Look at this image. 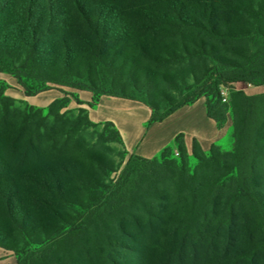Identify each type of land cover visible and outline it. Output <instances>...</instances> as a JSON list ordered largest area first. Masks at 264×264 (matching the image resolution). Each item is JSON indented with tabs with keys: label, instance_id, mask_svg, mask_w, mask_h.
I'll return each mask as SVG.
<instances>
[{
	"label": "trees",
	"instance_id": "16d2710c",
	"mask_svg": "<svg viewBox=\"0 0 264 264\" xmlns=\"http://www.w3.org/2000/svg\"><path fill=\"white\" fill-rule=\"evenodd\" d=\"M123 1L128 5H119ZM182 65L191 68L192 85H177L167 76L169 68ZM0 73L17 80L26 96L58 85L92 92L90 107L101 95L138 101L151 109L150 123L204 97L219 128L231 116L235 141L231 152L215 143L205 151L193 141L197 164L191 169L180 134L173 144L180 160L171 159L173 146L154 159L131 156L109 190L85 178L72 156L52 160L37 144L49 134L48 116L65 120L60 112L71 102L68 94L46 108L29 105L11 133L16 100L6 95L9 85L2 80L0 145L5 140L21 150L18 163L0 154V247L17 251L9 233L32 232L40 225L36 210L68 224L59 226L66 232L17 264H79L77 255L91 239L110 242L114 225L130 220L138 232L130 233L134 241H155L141 253L151 264H190L192 251L196 258L201 246L217 264H264V94L235 89L225 103L221 94L236 83L264 87V0H0ZM160 78L192 95L163 107L151 96ZM80 112L86 117L77 118L79 123L111 127L106 140L123 145L113 123H94L88 110ZM35 122V138L23 144ZM74 181L90 193L87 203L70 190ZM65 209L81 212L75 217ZM110 253L99 252L108 256L106 264H118Z\"/></svg>",
	"mask_w": 264,
	"mask_h": 264
},
{
	"label": "rangeland",
	"instance_id": "374dc122",
	"mask_svg": "<svg viewBox=\"0 0 264 264\" xmlns=\"http://www.w3.org/2000/svg\"><path fill=\"white\" fill-rule=\"evenodd\" d=\"M118 2V1H117ZM128 1L121 2L119 5L124 6L128 5ZM118 4V3H117ZM126 72L122 73L123 75ZM3 73H0L2 75ZM168 77L172 79V82L177 85H184L187 82L189 85H192L194 79L191 75V68L188 65H182L178 67H171L168 69V73H166ZM1 77V76H0ZM161 83H156L151 91L152 100L159 102L163 107L169 105H176L184 102L192 95L191 91L178 92L169 85L168 82L163 81L160 78ZM0 80V87H1ZM157 82V81H156ZM52 88H56L58 90H65V94H68V98L70 99V104L67 108L63 109L60 113L64 114L65 120L61 123L55 122L53 117L48 116L47 121V129L48 135L42 141V144L38 143L39 147L44 148L47 153L52 156V160L55 161H63L67 156H72L76 159L77 163L81 165V167L85 171V178H92L98 180L100 184L107 185L110 189H113V186L120 179L124 170L126 169L127 163L130 160V156L124 150L123 145L120 141L115 140L113 142L107 141L106 138L111 136V132L113 129L111 127L95 125L90 126L87 125L84 121L78 122L77 118L84 119L86 117L85 113H81L80 110H87L85 106L80 105L69 93L73 92L77 89L68 88V87H60L58 85H51ZM248 85L238 84L227 86L223 88L224 91L229 92V97L231 95V91L235 89L245 90L248 88ZM264 94V87H258L254 94ZM65 96V95H64ZM163 96H169V101H163ZM16 100V111L15 117H12L11 124L9 126V132L14 133L18 131L21 122H22V114L24 112H30V104L27 105L26 101L21 99ZM3 108L0 105V122L3 117ZM47 112V111H46ZM45 112V114H46ZM231 118V116H229ZM229 120V119H228ZM38 122V121H37ZM36 122L30 125V128L27 130V133L23 137V144L29 141V138H35L33 134L35 133ZM9 135L12 138L14 135ZM47 130H43V135H46ZM234 137H233V129L231 128L229 135L217 145L221 150L226 152H231L234 146ZM20 149V148H19ZM19 149H11L9 143L4 140L0 145V154L2 158L13 160L14 163H18L20 161V150ZM190 154L189 165L190 168L193 169L197 164V161L192 157V149L188 150ZM55 156V157H54ZM49 155H46L45 159H47ZM171 159L180 160V155L175 146H173V154ZM15 171H18L19 168L14 167ZM17 168V169H16ZM70 190L76 197L83 200L85 203L88 202L90 193L85 191L80 184L77 182H71ZM105 191V194L109 193V191ZM101 193L96 192V197H101ZM81 212L80 210L78 211ZM77 210H64L63 213L66 215H77ZM35 218L40 221V225H35L32 232H19L17 230H13L9 233V244L14 246L17 251H8L4 248L0 247V264H17L19 258L25 257L27 254L37 251L40 248H44L48 243L54 241L58 237V233L61 234L66 232L67 228L59 231V226H67L68 224H63L59 222L58 219L52 214L44 213L42 211L36 210L34 212ZM115 231L116 235L111 239L110 242H106L104 240L97 241L96 238L91 239L88 250L85 252H81L77 255V260L79 264H106L108 260L107 255L101 256L99 252L104 249H111L110 256L115 260L117 259L118 264H151L147 262L146 258L142 260L141 253L143 252V248L145 246H150L151 243H155L152 241L153 237L148 236L147 239H141L134 241L130 236L137 235L136 224L133 221H127L121 227L116 224ZM123 229V230H121ZM8 235V233H6ZM194 250L191 253V257L189 258L190 264L197 261L196 264H217L215 257L206 256V248L205 246H201L198 252L197 257L192 258ZM107 257V258H106ZM116 262V263H117Z\"/></svg>",
	"mask_w": 264,
	"mask_h": 264
},
{
	"label": "crops",
	"instance_id": "0c3cea01",
	"mask_svg": "<svg viewBox=\"0 0 264 264\" xmlns=\"http://www.w3.org/2000/svg\"><path fill=\"white\" fill-rule=\"evenodd\" d=\"M0 80L9 87L5 93L14 99H21L37 108H46L57 98L64 97L65 90L49 89L38 95L26 96L22 87L12 76L0 75ZM240 83H236L238 85ZM242 85V84H240ZM262 87V86H261ZM258 89V87H256ZM88 110V117L94 123H113L122 135L124 150L131 156L154 159L167 146H173L180 134L185 136V145L192 149L193 141L208 151L213 143L222 142L230 133L232 118L223 128H219L214 119L208 116L206 98L183 106L161 122L150 123L151 109L144 103L121 97L99 96L97 103L90 107L93 93L75 90L73 92Z\"/></svg>",
	"mask_w": 264,
	"mask_h": 264
},
{
	"label": "built area",
	"instance_id": "2783aa9c",
	"mask_svg": "<svg viewBox=\"0 0 264 264\" xmlns=\"http://www.w3.org/2000/svg\"><path fill=\"white\" fill-rule=\"evenodd\" d=\"M248 95H254L255 91H256V87H248L244 90ZM222 101L225 103L228 101V97H229V92L226 90L224 91V89H222Z\"/></svg>",
	"mask_w": 264,
	"mask_h": 264
}]
</instances>
